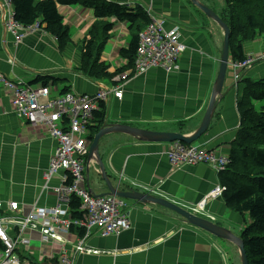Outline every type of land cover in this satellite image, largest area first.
<instances>
[{"label":"crops","instance_id":"crops-1","mask_svg":"<svg viewBox=\"0 0 264 264\" xmlns=\"http://www.w3.org/2000/svg\"><path fill=\"white\" fill-rule=\"evenodd\" d=\"M107 1L161 16L165 19L166 30L177 27L179 41L186 48L177 59L178 68L166 71L158 67L125 81H116V76L91 81L75 71L83 53V41L95 21L91 9L58 7L71 37L69 45L59 50L55 38L42 29L27 30L21 43L16 45L4 27L7 11L0 0V72L34 87L39 86L32 84L38 76L55 78L58 83L52 87L53 96L61 94L64 88L77 94L94 95L99 89L118 86L121 98L109 95L106 103L108 125L123 124L154 132L192 135L206 112L218 74L223 31L190 0ZM197 1L216 14L222 9L217 11L222 0ZM105 20L113 24V29L101 53V61L109 66L110 73H116L127 64L119 51L128 47L136 32L127 22L113 18ZM244 53L253 58L264 57V37L245 44ZM8 59L15 65H10ZM256 63L246 70L249 78L264 74V60ZM226 79L229 80L224 83L223 97L216 99L209 127L195 143L223 156L229 155L239 126L238 92L237 87H233L230 71ZM12 111V97L0 86V201L4 204L17 202L25 209L32 206L52 208L57 201L54 190L63 184V174H55L49 181L45 175L57 142L43 129L30 126ZM105 137L101 147L102 139L100 141L99 154L113 186H118L122 177L120 189L146 192V187L155 196L188 205L196 203L219 182L217 172L206 165L185 166L173 171L166 156L169 143L144 142L124 134ZM98 170L94 160L87 162V188L94 194L107 191ZM127 204L130 228L118 236L104 238L93 231L85 246L100 254H76L74 264H223L221 254L228 258V264L240 262L239 251L231 242L186 224L161 207L137 201ZM4 207L0 212L10 216L7 206ZM208 210L216 217L213 223L238 238L251 223L247 215L243 218L228 211L222 198L210 202ZM23 211L17 212V220L23 219ZM62 237L61 243H42L39 234L32 233L29 249L21 248L17 252L21 264H54L59 253H72L80 236L74 231Z\"/></svg>","mask_w":264,"mask_h":264},{"label":"built area","instance_id":"built-area-1","mask_svg":"<svg viewBox=\"0 0 264 264\" xmlns=\"http://www.w3.org/2000/svg\"><path fill=\"white\" fill-rule=\"evenodd\" d=\"M9 6L11 1L7 0ZM12 8V6H11ZM10 18H4L5 29L12 33L16 45L20 44L27 30L39 29L38 25L24 28ZM150 18L152 14L149 13ZM155 16V15H154ZM139 35V44L136 50L133 67L118 76L117 79L125 81L129 77L146 73L150 69L163 68L166 71L176 70L177 59L184 52L185 46L179 41L178 29L164 28L165 20L156 16ZM255 59L247 57L244 62H230L228 68L232 81L236 84L240 80V73L249 69ZM22 80H6L0 77V86L13 96L12 105L18 118L32 127L41 128L48 136L57 142V147L49 161V168L45 175L46 181L61 172L63 185L54 190L57 201L52 208H39L32 206L22 220H17V212L23 206L17 202L0 201V210L7 206L10 216L0 212V242L3 249L0 251V264H21L17 255L19 249H29L28 232H35L40 236L42 243L63 241L62 234L70 232L72 227L83 232L82 237L75 247L76 253L93 252L85 247L86 239L93 231L100 237L118 236L130 228L127 203L114 196L96 197L88 188L85 168L88 162L89 129L96 126L95 114L99 112L100 104H106L109 95L121 98L122 92L118 86L102 88L94 95L67 93L53 96L51 88L31 87ZM166 156L171 169L178 170L185 166L207 165L217 172L223 171L229 163V157L223 156L202 146L185 145L173 142L166 151ZM71 178V183L66 181ZM122 177H120V180ZM86 184V185H85ZM151 193V189L145 187ZM214 191V192H213ZM215 197H221L225 191L219 184L213 189ZM75 197L81 202L80 211L82 218H73L70 213V202ZM86 198V199H80ZM201 202L199 207L204 205ZM183 207L191 214H202L190 205ZM60 212L53 217H46L51 210ZM57 212V211H56ZM57 264H73L71 255L66 251L58 254Z\"/></svg>","mask_w":264,"mask_h":264},{"label":"trees","instance_id":"trees-1","mask_svg":"<svg viewBox=\"0 0 264 264\" xmlns=\"http://www.w3.org/2000/svg\"><path fill=\"white\" fill-rule=\"evenodd\" d=\"M10 1L15 23L24 28L38 25L39 29L55 38L59 50H64L69 45L71 37L58 7L81 6L91 9L95 21L87 31L80 63L75 68L79 75L91 81L112 79L117 73L130 70L134 64L139 35L152 22L146 10L131 9L107 0ZM217 15L230 31V60L244 62L247 57L244 45L264 37V0H223V7ZM112 18L129 23L130 29L136 32L128 47L119 51V56L126 59L127 64L116 73H110L109 66L101 61V53L111 38L113 29V24L105 19ZM260 60L262 59H257L252 65ZM57 83V79L47 76H38L32 82L41 87L49 84L55 86ZM240 83L243 86L241 90H237L236 96L239 126L231 144L229 163L218 173V179L225 188L222 199L226 209L240 217L247 215L251 219V223L239 235L248 264H264V78L253 80L242 77L237 87ZM67 92L69 89L64 88L61 94ZM100 109L95 114L96 126L88 131L90 141L106 123V105L100 104ZM70 183L71 178L65 184ZM80 205L77 198L71 199L69 208L73 218H82ZM74 231L79 236L83 234L81 230L72 227L70 233ZM2 249L0 242V251Z\"/></svg>","mask_w":264,"mask_h":264},{"label":"water","instance_id":"water-1","mask_svg":"<svg viewBox=\"0 0 264 264\" xmlns=\"http://www.w3.org/2000/svg\"><path fill=\"white\" fill-rule=\"evenodd\" d=\"M190 1L197 8H199L208 18L216 22L223 31V43L220 54V60H219L218 74L212 88V92L209 98L206 112L202 118V121L198 129L192 135L186 136L181 133H175V132H154V131L144 130L123 124L108 125L106 127L100 128L97 134L92 139L91 144L89 146L88 161L90 162L91 160H94L96 162L99 168V176L101 177V180H103L107 188L106 192L97 194V197L114 196L125 200L137 201L142 204H151L154 206L161 207L165 210H168L178 215L180 218H182L186 224L192 225L217 238L226 240L234 244L239 251L241 264H248L246 258V252L244 250V246L241 239L231 234L228 230H225L224 228L208 220L192 215L183 208L179 207L177 204L163 197L145 194L135 189L120 190L117 187L113 186V184L111 183L109 177L105 172L103 161L99 154V144L101 139H103L105 136L112 134H124L132 138H135L136 140L144 141V142H154V143L181 142L186 145H191L192 143L198 141L206 133L209 124L212 120L213 113L217 106L216 99L221 100L223 97L222 89L225 82V76L227 72V64L229 58L230 31L227 25L211 9L200 4L197 0H190Z\"/></svg>","mask_w":264,"mask_h":264},{"label":"rangeland","instance_id":"rangeland-1","mask_svg":"<svg viewBox=\"0 0 264 264\" xmlns=\"http://www.w3.org/2000/svg\"><path fill=\"white\" fill-rule=\"evenodd\" d=\"M3 7L6 9V14H5V16H4V18H10V15H8V14H10V12L12 11V8H11V6H9L8 5V3H7V0H3ZM223 7V0H222V6L221 5H217V11H219L221 8ZM3 18V19H4ZM152 18H155V19H157V17L156 16H154L153 14H152ZM151 18V19H152ZM5 23V21L3 22V24ZM6 32L7 33H9V34H11L12 35V33H10L7 29H6ZM13 36V35H12ZM14 38V37H13ZM220 49H221V47H220ZM182 54V53H181ZM121 59H123V58H121ZM123 60H126V59H123ZM260 62H263V60H261V61H258L257 63H260ZM8 63L10 64V65H12V66H14L15 65V62H12L11 61V59H8ZM256 63V64H257ZM227 75H228V73H227ZM241 75H242V77H244V78H249L248 76H247V74H246V71L245 72H242L241 73ZM0 77L1 78H5L6 80H12V79H10V77H8V76H6L4 73H2V72H0ZM260 78H264V74H261V76H259V77H250V79H253V80H257V79H260ZM22 80V79H21ZM228 80L229 79H226L225 80V83L226 82H228ZM23 81V80H22ZM21 81V82H22ZM24 82V81H23ZM27 84V83H26ZM27 85H29V86H31L30 84H27ZM35 85H37V84H35ZM242 86H243V83H240L239 85H238V87H239V89L241 90L242 89ZM31 87H33V86H31ZM48 87H50L51 88V94L52 93H54L53 92V89H52V87L53 86H51L50 84L48 85ZM238 87H237V90H238ZM5 90V89H4ZM6 92L9 94V95H11V97H12V100H13V96H12V94H11V92H9V91H7L6 90ZM57 93V92H56ZM13 114H15L16 115V113H15V110H14V108H13ZM17 116V115H16ZM18 117V116H17ZM45 134H47L48 135V133H45ZM106 138V137H105ZM103 142H104V138L102 139V141H101V144H100V147H101V145L103 144ZM104 146H105V144H104ZM100 147H99V150H100ZM202 147H205V148H207L206 146H202ZM94 166V165H93ZM210 169H212L211 167H209ZM172 170L173 171H176L175 169H173L172 168ZM213 170V169H212ZM215 173H216V171L215 170H213ZM95 172H97V170H96V168H95ZM57 174H61V172H59V173H57ZM219 180V179H218ZM86 185V184H85ZM219 185V182L208 192V193H206L204 196H202L196 203H192V204H188V205H190L191 207H194V208H196V210L197 211H201V213L202 214H198V213H195V215L194 216H197V217H199V218H203V219H205V220H209V221H212V222H215L216 221V217L213 215V214H211L210 212H209V210H208V205H209V203L210 202H212V201H214L215 199H217V197H215L214 195H213V189L216 187V186H218ZM213 191V192H212ZM78 199V198H77ZM80 199H86V198H80ZM79 200V199H78ZM80 201V200H79ZM201 202H205L204 203V205H203V207L202 206H200L199 207V204L201 203ZM181 204H183V205H187V204H185V203H181ZM127 208H128V206H127ZM183 208V207H182ZM23 210H25V212L23 211ZM21 211H23L24 212V214H26L27 212H28V209H25L24 207L21 209ZM57 211V212H56ZM58 212H60L59 210H55V213L54 212H52L51 213V210H49L47 213H46V217H53L56 213H58ZM193 215V214H192ZM32 233H37V231H35V232H32ZM31 232H28V234H32ZM49 243H50V241H48ZM47 242V243H48ZM78 245V243L76 244V246ZM76 246H74V248H73V252L72 253H70V254H68V253H66L67 255H71L72 256V258H73V260H74V256L76 255V254H83V253H76L75 252V247ZM86 247V246H85ZM88 249V248H87ZM219 252H221V251H219ZM99 255L100 254V252L99 251H97V250H93V252H89V251H87L86 253H85V255ZM221 256H222V262H223V264H228V258L226 259V257L223 255V254H221ZM57 259L58 258H56V260H54L55 262L57 261ZM240 259V257H239V253H238V260ZM238 264H241V262H239Z\"/></svg>","mask_w":264,"mask_h":264},{"label":"clouds","instance_id":"clouds-1","mask_svg":"<svg viewBox=\"0 0 264 264\" xmlns=\"http://www.w3.org/2000/svg\"><path fill=\"white\" fill-rule=\"evenodd\" d=\"M149 13H150V12H149ZM214 13H215V12H214ZM150 14H152V13H150ZM153 15H154V14H153ZM155 16H158V15H155ZM159 17H161V16H159ZM218 17H219V16H218ZM162 18H163V17H162ZM163 19H164V18H163ZM164 20H165V19H164ZM164 24H165V23H164ZM176 28H177V27H176ZM177 29H178V28H177ZM185 49H186V48H185ZM184 51H185V50H184ZM254 59H255V61H256L257 59H262V60H264V57H262V58L255 57ZM255 61H254V62H255ZM254 62H253V63H254ZM253 63H252V64H253ZM252 66H253V65H251L250 68H252ZM250 68H249V69H250ZM246 70H248V69H246ZM246 70H244V71H242V72H245ZM229 71H230V70H229V68H228V64H227V72H226L225 79H226V77H227V73H228ZM242 72H241V73H242ZM121 73H122V72H121ZM121 73H117L115 76L118 77ZM241 73H240V74H241ZM115 76H114V77H115ZM241 78H242V75L240 76V79H241ZM238 81H239V80H238ZM238 81L236 82V84L233 82V87H235V88L237 87V83H238ZM224 83H225V82H224ZM223 86H224V85H223ZM105 105H106V104H105ZM106 126H108V123H105V124L102 125L100 128H103V127H106ZM100 128H99V129H100ZM97 132H98V131H97ZM96 134H97V133H96ZM196 142H197V141H196ZM196 142L192 143L191 145H195ZM180 143H181V142H180ZM170 144H171V143H169V145H170ZM183 144H184V143H183ZM185 145H186V144H185ZM196 146H200V145H196ZM227 156L229 157V155H227ZM206 166H207V165H206ZM213 170H214V169H213ZM216 172H217V171H216ZM220 172H221V171H220ZM218 173H219V172H217V174H218ZM120 181H121V180H120V178H119V184H118V186H116L118 189H120V187H119V186H120ZM219 184H220V183H219ZM132 187H134V186H132ZM130 189H132V188H130ZM120 190H123V188H121ZM135 190H136V189H135ZM144 193H145V192H144ZM145 194H149V193H145ZM94 195L97 197V194H94ZM150 195H153V194H150ZM154 196H155V195H154ZM100 197H104V196H100ZM217 198H222V196H221V197H217ZM120 199H121V198H120ZM123 200H124L126 203H127L128 201H130V200H125V199H123ZM127 205H128V204H127ZM184 210H186V209H184ZM186 211H187V210H186ZM127 212H129V211L127 210ZM187 212H188V211H187ZM177 216H178V215H177ZM178 217H179V216H178ZM196 217H197V216H196ZM179 218H180V217H179ZM181 219H182V218H181ZM208 221H209V220H208ZM210 222H212V221H210ZM212 223H213V222H212ZM214 224H215V223H214ZM216 225H217V224H216ZM82 235H83V234H82ZM82 235H81L80 237H82ZM239 238H240V236H239ZM16 253H17V252H16ZM239 257H240V254H239ZM73 262H74V260H73ZM55 264H57V263H55ZM73 264H74V263H73Z\"/></svg>","mask_w":264,"mask_h":264},{"label":"bare ground","instance_id":"bare-ground-1","mask_svg":"<svg viewBox=\"0 0 264 264\" xmlns=\"http://www.w3.org/2000/svg\"><path fill=\"white\" fill-rule=\"evenodd\" d=\"M91 161H92V160H91ZM88 162H89V161H88ZM98 171H99V170H98ZM85 175H86V171H85ZM62 185H63V184H62ZM62 185H61V186H62ZM61 186H60V187H61ZM30 237H31V236H30ZM30 237L28 238V239H29V244H30V240H31ZM29 246H30V245H29Z\"/></svg>","mask_w":264,"mask_h":264},{"label":"flooded vegetation","instance_id":"flooded-vegetation-1","mask_svg":"<svg viewBox=\"0 0 264 264\" xmlns=\"http://www.w3.org/2000/svg\"><path fill=\"white\" fill-rule=\"evenodd\" d=\"M230 62H233V61H231V60H230V57H229V58H228V65H229Z\"/></svg>","mask_w":264,"mask_h":264}]
</instances>
